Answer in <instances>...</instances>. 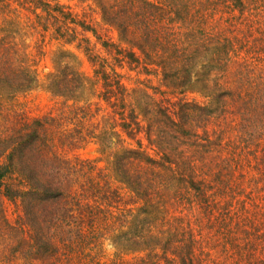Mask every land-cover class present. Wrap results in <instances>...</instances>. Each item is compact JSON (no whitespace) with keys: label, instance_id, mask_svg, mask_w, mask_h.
Instances as JSON below:
<instances>
[{"label":"trees","instance_id":"1","mask_svg":"<svg viewBox=\"0 0 264 264\" xmlns=\"http://www.w3.org/2000/svg\"><path fill=\"white\" fill-rule=\"evenodd\" d=\"M147 1L139 0L141 8ZM170 1L176 24L189 26L185 40L175 27L161 55L165 65L155 63L178 93L155 101L152 123L165 126L173 143L152 129L151 116L139 117L145 105L116 70L122 63L147 70L146 32L114 21L132 46L121 47L58 3L0 0V97L27 89L36 77V61L18 35L21 10L64 43L76 39L78 28L114 50L110 61L83 49L112 115L103 132L116 139L100 146L101 153L119 148L111 172L75 153L94 137L88 127L75 137L66 126L53 133L61 124L42 115L0 130V200L17 209L10 220L0 201V231L15 236L16 251L51 264H264V0ZM100 3L103 15L109 9ZM67 67L54 77L79 76ZM33 150L40 178L25 167ZM68 175H75L77 190ZM105 239L117 250L108 263L99 254Z\"/></svg>","mask_w":264,"mask_h":264},{"label":"rangeland","instance_id":"2","mask_svg":"<svg viewBox=\"0 0 264 264\" xmlns=\"http://www.w3.org/2000/svg\"><path fill=\"white\" fill-rule=\"evenodd\" d=\"M48 1L58 3L77 17L89 21L101 37L107 38L121 47L132 46L121 40L124 36L113 25L114 21L120 23L121 29L127 27L126 30H143L144 33L148 34L150 39L146 46L149 47L148 53H146L145 58L142 57V54L139 55L146 62L147 70H144V64L139 63H122L121 66H117L116 70L122 74V80L126 85L136 91L137 103L145 105V109L139 112V117L142 118V114L145 115V119L151 116L149 118L151 127L159 135L158 132H162L165 126L162 125L161 130L155 125L156 121L152 123L155 101L160 97L175 99L178 90L170 87L168 79L163 78L161 67L156 64L165 65L166 60L161 55L167 54L170 50L169 43L173 42L172 33L175 27L178 25L179 34L182 35L181 39L185 40L186 28L189 26L181 22L176 24V15L170 9L175 2L163 0V4L156 5L152 4V0H149L143 9L139 0H101L109 9L102 15L100 0ZM21 16L22 25L18 35L22 41V46L36 61V77L27 89L12 92L7 97H0V130L12 132L13 128L10 127H21L24 119L29 122L30 119L42 115H51L55 117V124H61L60 127L52 126L53 133H55V129L59 130L66 126L69 129L73 128L71 134L72 137H75L78 134L81 135L86 130L84 128L88 127L87 131L93 132L94 137L75 153L81 158L94 160V164L103 168L104 172H111L110 162L113 156L119 152V148L111 147L110 152L108 151L109 154L108 152L101 153L100 146L104 142L108 144L110 140L116 139L103 132L111 123L110 116L112 115H109L111 114L110 109L99 98L100 82L94 75L93 66L88 61L83 49L87 47L93 54L98 55L99 59L107 58L110 61L114 50L110 52V50L105 49L100 45L99 40H96L89 32L80 31L78 28H76V39L70 43H64L62 39L55 38L51 27L42 30L41 27L36 26L32 16L24 10H21ZM133 49L137 51L135 47ZM153 50H157V55ZM63 65H68L67 71L73 69L79 73V76L71 77L76 78L72 79L71 82L61 81L64 75L58 74L60 83L64 82L65 87L60 86L62 84L59 85L57 77H54ZM50 80L53 81V84ZM55 83L59 85L58 88L54 86ZM132 94L134 96L133 92ZM191 96L200 99L197 94H187V97ZM88 111L91 113L90 115H88ZM163 136L168 142L173 143L175 141L169 135L163 134ZM36 151L33 150L29 154H25V160H28L29 166L25 167L38 170L37 177L40 178V159ZM67 177V181L70 183L69 187L71 189L76 187L77 190L78 184L74 180L75 175H68ZM114 184L121 186L118 182H114ZM0 201L5 209V215L8 219L13 220L17 209L7 200L2 199ZM14 237L13 234L6 235L5 232L0 231V264H51L52 261L47 262L46 258H36L33 253H29L25 248L16 251L18 245L16 240H13ZM116 252L117 250L111 241L105 239L99 250L100 260L108 263ZM137 254V252L133 254L126 252L124 257L130 258Z\"/></svg>","mask_w":264,"mask_h":264}]
</instances>
